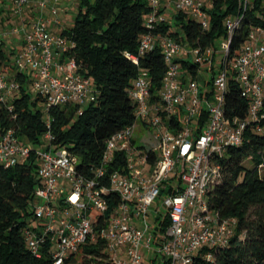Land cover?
I'll list each match as a JSON object with an SVG mask.
<instances>
[{
  "label": "built area",
  "instance_id": "2783aa9c",
  "mask_svg": "<svg viewBox=\"0 0 264 264\" xmlns=\"http://www.w3.org/2000/svg\"><path fill=\"white\" fill-rule=\"evenodd\" d=\"M65 1L0 0V26L5 20L8 28L0 30V104L9 111L20 89L17 72L29 75L28 89L45 113L66 104L78 105L81 113L96 101L98 89L71 52L75 42L62 34L64 28L53 30L64 27ZM147 1V31L137 53L126 56L139 65L140 57L159 45L166 65L162 85L152 93L149 71L139 68L128 90L135 120L106 140L91 175L79 171L77 156L53 143L50 130L38 144L23 141L14 128L0 133V167L16 165L32 153L37 160L33 215L22 228L36 259L46 256L52 264H201L212 261L213 251L234 235L236 219L212 212L208 191L220 181L219 159L226 149L240 145L248 125L264 117V27L252 26L233 54L230 47L255 0H237V13L223 22L226 37L204 48L154 31L181 11L209 29L208 10L215 0ZM262 8L259 18L264 20V0ZM14 36L20 45L8 59L4 47ZM230 79L249 102L244 118L226 112ZM50 121L48 116V128ZM137 129L154 143H143Z\"/></svg>",
  "mask_w": 264,
  "mask_h": 264
},
{
  "label": "trees",
  "instance_id": "16d2710c",
  "mask_svg": "<svg viewBox=\"0 0 264 264\" xmlns=\"http://www.w3.org/2000/svg\"><path fill=\"white\" fill-rule=\"evenodd\" d=\"M150 10L147 0H77L73 24L62 34L75 42L71 52L81 72L98 89L96 101L83 107L81 113L76 104L52 107L45 113L37 105L39 99H33L29 92V75L17 72L20 89L11 99L13 110L0 104V133L14 128L23 141L38 144L50 130L53 143L77 156L79 171L91 175L101 161L106 140L135 120V105L128 90L139 68L149 71L152 93L161 88L166 65L159 45L141 56L139 65L126 56L137 53L140 36L147 31L143 17ZM262 10V0H255L247 10L231 42V54L245 42L252 26L264 27V20L259 18ZM237 11V0H215L208 10L209 29L203 30L200 22L181 11L154 32L192 46H217L226 37L224 19ZM7 48L11 50L8 54L16 51L15 46ZM3 57L0 50V59ZM228 87L227 114L246 117L248 100L240 95L233 79ZM219 162L222 175L208 191L209 209L221 219L235 218V231L226 246L213 251L212 261L202 260L201 264H264V173L260 171L264 167V117L250 123L242 143L228 147ZM37 183L33 153L9 168L0 167V264H52L46 256L34 258L22 236L23 226L32 219Z\"/></svg>",
  "mask_w": 264,
  "mask_h": 264
},
{
  "label": "rangeland",
  "instance_id": "374dc122",
  "mask_svg": "<svg viewBox=\"0 0 264 264\" xmlns=\"http://www.w3.org/2000/svg\"><path fill=\"white\" fill-rule=\"evenodd\" d=\"M74 1H75V3L77 2V0H73V2H74ZM74 6H75V7L70 6V8L67 9L66 12L62 14V20H63V23H64V29H65V28H69V27H71L72 24H73L74 16H75V13H76L77 3H76ZM5 29H8V28L6 27ZM14 37H15L16 39L19 40V37H18V36H14ZM5 46H6V45H5ZM10 46H15V47H16V50H17V44H16V43H13V42H12ZM4 48H5V52H4V54L6 55V57H7L8 59L11 58V55H12V54H8L11 50L8 49L7 47H4ZM8 66H11V65L9 64ZM29 92H30V94H31V96H32L33 99L37 98V95H36L35 92L30 91V89H29ZM37 105H38V107H40L39 103H38ZM135 135H136L140 140H142L143 137L141 136V135H142V131H141V130L137 129V130L135 131ZM142 142H143V143H146L148 146H151V145L154 143L153 140H151V139L148 140L147 137H144ZM260 171H261L262 173H264V167H262V168L260 169ZM80 256H81V253H78V254H77V257L80 258Z\"/></svg>",
  "mask_w": 264,
  "mask_h": 264
},
{
  "label": "crops",
  "instance_id": "0c3cea01",
  "mask_svg": "<svg viewBox=\"0 0 264 264\" xmlns=\"http://www.w3.org/2000/svg\"><path fill=\"white\" fill-rule=\"evenodd\" d=\"M77 3V2H76ZM75 3V1L73 2V0H66L65 1V11L63 12V13H65L66 12V10L67 9H69L70 8V6H72V7H75L74 5L76 4ZM170 9L168 10V11H166L168 14L170 13ZM11 22H14L15 20H14V18L12 17L11 19ZM7 22L4 20L3 21V23H2V25L0 26V30H3V29H5L6 27H7V24H6ZM64 27H62V28H53V30L54 31H61L62 29H63ZM16 43L17 44V47H19V45H20V40H18V39H16V38H12V39H10L9 41H7L6 42V47H10V45H11V43Z\"/></svg>",
  "mask_w": 264,
  "mask_h": 264
}]
</instances>
